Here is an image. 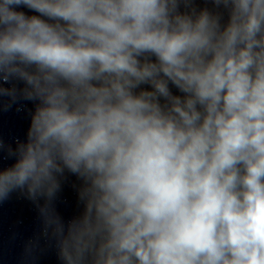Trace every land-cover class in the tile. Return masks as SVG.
I'll return each instance as SVG.
<instances>
[{
	"label": "clouds",
	"instance_id": "obj_1",
	"mask_svg": "<svg viewBox=\"0 0 264 264\" xmlns=\"http://www.w3.org/2000/svg\"><path fill=\"white\" fill-rule=\"evenodd\" d=\"M21 102L0 202L32 201L62 264H264V0H0Z\"/></svg>",
	"mask_w": 264,
	"mask_h": 264
}]
</instances>
